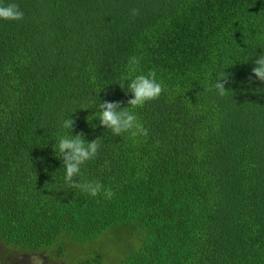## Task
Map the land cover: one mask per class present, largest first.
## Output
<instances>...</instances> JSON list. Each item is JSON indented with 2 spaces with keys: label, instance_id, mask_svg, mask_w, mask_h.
I'll list each match as a JSON object with an SVG mask.
<instances>
[{
  "label": "trees",
  "instance_id": "1",
  "mask_svg": "<svg viewBox=\"0 0 264 264\" xmlns=\"http://www.w3.org/2000/svg\"><path fill=\"white\" fill-rule=\"evenodd\" d=\"M8 3L24 18L0 20V264H264V82L248 79L264 0ZM132 56L164 85L131 109L147 137L99 120L103 101L131 108ZM81 132L100 148L74 179L111 199L65 183L55 143Z\"/></svg>",
  "mask_w": 264,
  "mask_h": 264
},
{
  "label": "clouds",
  "instance_id": "2",
  "mask_svg": "<svg viewBox=\"0 0 264 264\" xmlns=\"http://www.w3.org/2000/svg\"><path fill=\"white\" fill-rule=\"evenodd\" d=\"M132 14L138 15L139 10L133 9ZM24 18V12L16 3L0 4V20L6 21H20ZM255 66L252 68V74L248 77L251 82L253 77L264 82V54H260L254 61ZM140 65V59L136 56L129 58L128 75L124 77L127 81L126 88L124 84L120 87L126 90L127 93L132 94V98L127 100L129 107H123L120 101H103L98 105L99 120L102 126L111 130L115 136H122L125 133L132 137L144 136L149 134L148 129L140 121L136 112L131 109H138L144 107L149 102L158 99L164 91L162 82H158L157 73L155 70H150L147 74H140L132 76V73L137 72ZM229 83V75L225 72L219 74L214 88L218 94L223 97L228 94L229 89L226 85ZM211 91V89H206ZM75 120L72 118L64 119L61 123L63 129L74 131ZM100 138H96L91 142L86 141L84 133L76 135L58 136L55 143V152L58 149L59 158L63 162V167L66 170L65 183L73 189H79L92 197L100 194L107 199H111L114 193L111 189L105 186L98 180L79 182L74 178L81 176L82 166L87 162L96 158L100 148ZM36 264H44V261L39 257H32ZM25 264V263H24Z\"/></svg>",
  "mask_w": 264,
  "mask_h": 264
},
{
  "label": "rangeland",
  "instance_id": "3",
  "mask_svg": "<svg viewBox=\"0 0 264 264\" xmlns=\"http://www.w3.org/2000/svg\"><path fill=\"white\" fill-rule=\"evenodd\" d=\"M9 254V253H8ZM0 255H1V251H0ZM10 255V254H9ZM30 257H32V256H30ZM43 261H44V264H45V262L46 261H48L49 260V258L48 257H45L44 258V256L43 255H41V256H39ZM38 257V258H39ZM15 258V257H14ZM120 258H121V254H119L118 256H117V262H116V264H120V262H119V260H120ZM16 259V258H15ZM7 260V254H5V258H4V261H6ZM28 261V260H27ZM27 261H26V263H27ZM33 262H32V264H36V261L35 260H32ZM22 262V261H21ZM50 262L52 263V264H67V261H65V260H63V261H61V262H59L58 260H50ZM23 263V262H22ZM110 264H114V263H110Z\"/></svg>",
  "mask_w": 264,
  "mask_h": 264
}]
</instances>
